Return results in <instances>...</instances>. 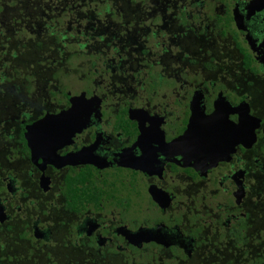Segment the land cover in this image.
<instances>
[{"label":"flooded vegetation","instance_id":"1","mask_svg":"<svg viewBox=\"0 0 264 264\" xmlns=\"http://www.w3.org/2000/svg\"><path fill=\"white\" fill-rule=\"evenodd\" d=\"M130 1L116 2L123 14L112 29L116 41L80 29L70 36L78 56L70 70L62 60L58 74L77 77L78 88L53 79L49 65L55 83L32 93L25 125L84 94L90 112L70 116L67 142L41 154V163L27 143L29 157L15 144L8 156L0 150V255L27 248L21 264H33L66 241L68 249L54 250L74 264H126L141 247L181 262L196 241L211 253L242 255L258 251L260 228L264 242V0H132L135 9ZM199 109L205 137L215 130L217 145L199 156L194 133L171 149ZM127 155L143 159V170L120 165L130 163ZM88 170L97 186L90 190L105 191L97 203L71 209L66 176Z\"/></svg>","mask_w":264,"mask_h":264},{"label":"trees","instance_id":"2","mask_svg":"<svg viewBox=\"0 0 264 264\" xmlns=\"http://www.w3.org/2000/svg\"><path fill=\"white\" fill-rule=\"evenodd\" d=\"M131 1L125 4L135 9ZM116 2L117 0H0V150L3 155L8 156L9 149L15 144L14 152L21 153L23 158L29 157L31 150L26 146V136L23 132L25 123L32 120L28 116L34 115L30 111L29 100H32V93L38 90L42 82L49 86L55 83L53 79H57L62 70V65L59 64L62 60L67 64V70L72 68L70 59L78 54L72 49L75 45L71 47L68 42L70 36L77 37L80 34L76 29L87 35L97 36L99 42H105L109 38L117 40L112 34V29L114 22L123 18V14L115 13L118 11ZM132 2L139 3L137 0ZM69 22L72 23L70 30L67 27ZM117 25L121 26L123 23ZM79 26L86 28L81 29ZM75 41L74 39L73 42ZM117 43L122 42H116V48ZM49 65L53 66V79L48 78L49 74L45 73L48 71L45 66ZM46 79L48 80L45 81ZM41 105L43 104L38 103L37 106ZM9 109L16 113H5L6 110L10 111ZM24 169L27 170L26 167ZM90 174L88 170L80 173L79 177L71 173L66 176V187L62 194L69 208L78 209L87 202L97 203L100 200L99 195L105 190H90V186L94 185ZM36 181H31V184L37 186ZM241 225L242 223L239 226ZM11 228V224L6 226L7 230ZM257 231L258 251L255 252L248 248L249 252L242 255L241 251L219 255L214 247H211V253L204 241H196L192 257L181 252L179 259L182 263L169 257L159 261L158 257H155L157 253L150 251V248L141 247L139 250L136 248L134 261H127L126 264H264L262 232L260 228ZM236 235L240 233L237 232ZM67 244L66 241H55L51 247L63 251L69 248ZM233 244L238 245L236 242ZM87 245L92 246L93 243L88 242ZM214 245L219 247V243ZM54 249L47 250L46 257L36 258L33 264H74V257H63ZM27 250L24 248L19 252V259L17 253L12 256L0 255V264H15L13 258L20 264L27 262L29 258L23 254Z\"/></svg>","mask_w":264,"mask_h":264},{"label":"water","instance_id":"3","mask_svg":"<svg viewBox=\"0 0 264 264\" xmlns=\"http://www.w3.org/2000/svg\"><path fill=\"white\" fill-rule=\"evenodd\" d=\"M69 101H70V106L67 109L61 112L54 113V114H49V112H46L39 119H36L32 121L31 123H28L24 126L25 128L24 134L26 136V143L28 147L32 149V154H33L32 157L37 162L41 163L42 160H44L43 158L45 156L41 154L48 156L49 154L53 153L54 155L53 148L55 147V145H57L58 143H62L64 140H66L67 134H66V130L64 129V125L68 126L69 122L71 121L70 116L75 115V113L79 111L83 113L90 112V105L87 104L86 97L84 96L83 93L80 95L70 96ZM88 114H86V117L82 118L84 122L87 121ZM193 114H194V111H192L189 116L188 124H187L188 128L186 129V132L183 133L181 136H179L177 139H175L174 142L170 144V148L172 149L173 145H177V143L181 140H182L181 143L186 142L188 144V140L190 136L193 135L194 133H197V135L194 134L195 135L194 137L197 140L196 144H194L195 145L194 147L198 149V155L203 156V152L206 150V147L209 145V148H214L215 145H217L215 143V140L219 141V138L216 139L217 137L215 136V130L210 131L209 137H205L204 125L206 122V116L201 111V109L196 111V115L194 118H193ZM84 115L85 114H83V116ZM211 128H212L211 130L215 129L213 127ZM208 138L210 139V141ZM48 149H49V152H48ZM186 152H188L191 155V152L188 149L186 150ZM126 158L128 159L130 163L120 162L119 164L131 167L134 169L143 170V166L145 165V162L143 159L139 157L133 158L132 156L130 158V156L128 155L126 156ZM53 159L55 158H50V161L53 162ZM70 160L72 159L70 158H68V160L63 159L62 162L70 163L69 162ZM78 161H79V158H78ZM0 218L2 219V206L1 205H0ZM156 241L159 242V240H156Z\"/></svg>","mask_w":264,"mask_h":264},{"label":"rangeland","instance_id":"4","mask_svg":"<svg viewBox=\"0 0 264 264\" xmlns=\"http://www.w3.org/2000/svg\"><path fill=\"white\" fill-rule=\"evenodd\" d=\"M131 52V51H130ZM123 53V58H126L127 56H129V57H133V55H127V52H122ZM134 53H136V54H138V51L137 52H134ZM133 65H134V63H132ZM85 71V70H84ZM46 75H48V74H46ZM58 81H59V79H60V81L64 84H66L67 86H71V87H76V88H78L79 86H80V82H77L76 80H77V77H75V76H72V75H66L64 78H63V76H62V74H59L58 75ZM55 79V78H54ZM64 79V80H63ZM56 80V79H55ZM55 80H53V81H55ZM43 83V82H42ZM10 111H8L7 112V110L5 111V113H16V112H13V109H9ZM4 116H6L5 114H4ZM3 162H4V159H3Z\"/></svg>","mask_w":264,"mask_h":264},{"label":"bare ground","instance_id":"5","mask_svg":"<svg viewBox=\"0 0 264 264\" xmlns=\"http://www.w3.org/2000/svg\"><path fill=\"white\" fill-rule=\"evenodd\" d=\"M74 116V115H73ZM80 118V116H78ZM83 120V119H82ZM84 121V120H83ZM60 145V143H58L57 145H55L54 149L57 148ZM49 150V149H48Z\"/></svg>","mask_w":264,"mask_h":264}]
</instances>
